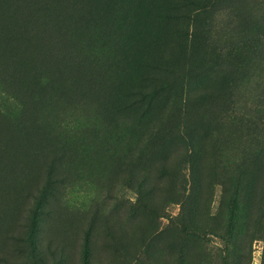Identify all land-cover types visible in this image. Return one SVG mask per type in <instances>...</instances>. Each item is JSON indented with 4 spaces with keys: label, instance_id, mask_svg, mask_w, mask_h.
<instances>
[{
    "label": "rangeland",
    "instance_id": "obj_1",
    "mask_svg": "<svg viewBox=\"0 0 264 264\" xmlns=\"http://www.w3.org/2000/svg\"><path fill=\"white\" fill-rule=\"evenodd\" d=\"M0 264H264V0H0Z\"/></svg>",
    "mask_w": 264,
    "mask_h": 264
}]
</instances>
